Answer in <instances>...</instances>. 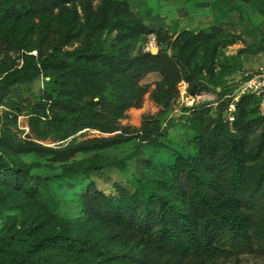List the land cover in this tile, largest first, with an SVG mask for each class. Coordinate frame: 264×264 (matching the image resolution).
I'll return each mask as SVG.
<instances>
[{
  "label": "trees",
  "instance_id": "obj_1",
  "mask_svg": "<svg viewBox=\"0 0 264 264\" xmlns=\"http://www.w3.org/2000/svg\"><path fill=\"white\" fill-rule=\"evenodd\" d=\"M72 1L0 0V13L16 17L37 10L51 13ZM103 1L101 24L117 30L114 42L108 49L99 50L85 42L74 54V63L66 65L64 74L56 77L54 97L38 110V117H46L40 113H49L46 118H50L51 131L62 140L86 129L116 133L124 113L140 107L147 92L140 83L148 74L159 73L162 77L152 94L158 103L168 87L181 81L189 84L191 95L206 90L184 68H190L201 46L211 43L216 29L180 34L176 41L178 54L173 57L160 51L155 55L144 52L132 56L135 39L148 30L126 4ZM112 10L125 17L113 24ZM260 102L255 96H243L236 104L231 124L224 122L228 104L224 100L216 114L200 113L192 119L195 153L178 155L164 177L149 183L139 180L130 189L118 187L112 194L98 190L94 184L84 189L81 200L85 219L127 240L144 256L137 257L133 251L114 255L102 252L98 243L75 234L73 225L78 222L59 218L61 229L38 236L30 243H26L27 238L37 235L40 225L13 234L0 233V264H149L150 260L181 264L264 254V130L257 133V127L264 124V116H258L252 106ZM147 126L148 122L141 129L140 139L154 144L158 129L152 132ZM131 139L119 135L93 138L61 153L68 158L107 150ZM9 149L13 151L15 145L10 143ZM41 150L38 146L25 148L27 152ZM112 165L122 164L92 160L85 168L64 169L58 178L76 177L80 171L101 172ZM25 177L26 171L0 159V184L34 197L45 192L26 183Z\"/></svg>",
  "mask_w": 264,
  "mask_h": 264
},
{
  "label": "rangeland",
  "instance_id": "obj_2",
  "mask_svg": "<svg viewBox=\"0 0 264 264\" xmlns=\"http://www.w3.org/2000/svg\"><path fill=\"white\" fill-rule=\"evenodd\" d=\"M115 1L126 4L128 11L140 18L148 30L135 39L132 56L156 49V53L160 51L173 57L178 54L176 41L180 34L216 29L211 43L201 46L190 68H184L188 74L192 72L194 82L206 90L191 95L189 84L181 81L168 87L158 103L152 94L162 77L159 73L148 74L140 83L147 90L140 107L124 113L116 133L86 129L62 140L51 131L50 118H46L49 113H40L46 117H38V110L54 97L56 77L64 74L66 65L74 63V54L85 42L95 50L108 49L114 42L117 30L101 24L104 1L74 0L51 13L37 10L19 17L0 13V93L3 94L0 98V159L26 171V183L30 186L45 190L34 197L0 184L1 234L40 225L37 235L27 238L26 243H30L38 236L61 229L59 218H63L78 222L73 225L75 234L92 239L102 252L114 255L133 251L137 257L144 256V252L132 248L127 240L85 219L81 200L84 189L94 184L98 190L112 194L118 187L130 189L139 180L149 183L164 177L178 155L195 153L190 121L200 113L216 114L222 100L225 103L231 100L225 97L232 95V86L264 63V0ZM110 17L115 24L125 14L112 10ZM252 106L258 116H264L261 102ZM146 122L152 132L158 129L154 144L140 139ZM263 130L264 124L260 129L257 127V133ZM114 135L132 139L107 150L78 153L68 158L61 153L85 140ZM10 143L15 145L13 151L9 149ZM32 146L42 150L25 151ZM100 159L122 165L58 178L66 168H85L92 160ZM149 264L164 262L150 260ZM181 264H264V254Z\"/></svg>",
  "mask_w": 264,
  "mask_h": 264
},
{
  "label": "built area",
  "instance_id": "obj_3",
  "mask_svg": "<svg viewBox=\"0 0 264 264\" xmlns=\"http://www.w3.org/2000/svg\"><path fill=\"white\" fill-rule=\"evenodd\" d=\"M232 87V95L225 97V99L231 100L228 102L223 115L224 122L229 124L234 122L236 104L243 96L252 95L260 98L261 104L264 106V63L246 73ZM184 93L187 94L186 90Z\"/></svg>",
  "mask_w": 264,
  "mask_h": 264
},
{
  "label": "water",
  "instance_id": "obj_4",
  "mask_svg": "<svg viewBox=\"0 0 264 264\" xmlns=\"http://www.w3.org/2000/svg\"><path fill=\"white\" fill-rule=\"evenodd\" d=\"M156 52H157L156 49H153V50L150 51V53H151V54H154V55L157 54Z\"/></svg>",
  "mask_w": 264,
  "mask_h": 264
}]
</instances>
